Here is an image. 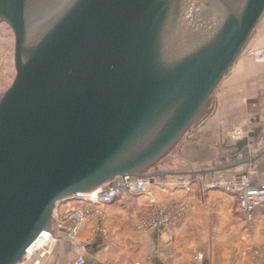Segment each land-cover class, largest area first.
Masks as SVG:
<instances>
[{
  "label": "water",
  "instance_id": "95a60500",
  "mask_svg": "<svg viewBox=\"0 0 264 264\" xmlns=\"http://www.w3.org/2000/svg\"><path fill=\"white\" fill-rule=\"evenodd\" d=\"M263 13L264 0H0L13 62L0 91V264H20L76 193L118 177L203 179L264 153L152 171L210 113Z\"/></svg>",
  "mask_w": 264,
  "mask_h": 264
},
{
  "label": "crops",
  "instance_id": "0c3cea01",
  "mask_svg": "<svg viewBox=\"0 0 264 264\" xmlns=\"http://www.w3.org/2000/svg\"><path fill=\"white\" fill-rule=\"evenodd\" d=\"M234 132H241L242 139H235ZM239 142L243 144L241 151L236 149ZM263 149L264 13L215 90L210 113L187 133L178 153L189 163L207 164L205 168H209L254 156ZM244 167L235 165L225 172L250 170L253 182L264 183V153ZM153 194L161 204H186L184 222L170 236L157 230L143 231L138 228L143 198L129 197L108 204L109 236H94L84 252V264H104L105 258L121 264H249L250 246L258 252V264H264V204L255 210L250 225L237 212L235 198L221 190L201 194L197 188L185 193L157 186ZM90 227L86 223L79 237L90 236ZM251 229L252 237L247 241L245 236ZM106 244L108 251L104 252L102 246ZM74 259L66 240L59 239L42 264H73Z\"/></svg>",
  "mask_w": 264,
  "mask_h": 264
},
{
  "label": "built area",
  "instance_id": "2783aa9c",
  "mask_svg": "<svg viewBox=\"0 0 264 264\" xmlns=\"http://www.w3.org/2000/svg\"><path fill=\"white\" fill-rule=\"evenodd\" d=\"M233 137L242 139L241 132ZM167 179L116 178L114 181L90 192L76 193L69 199L57 204L52 211L49 230L42 231L25 250L20 264H42L52 253L54 244L64 239L75 254L73 264H84V252L93 243L95 235L108 237L106 206L129 197L143 198L140 205L141 216L138 228L143 231H162L167 236L181 225L186 217L187 205L178 202L161 204L153 194V188L168 186L189 193L193 188L204 194L209 190H221L231 195L237 203V212L243 220L251 224L255 210L264 204V183L251 180L250 170L236 172H214L203 175L174 176ZM90 223V236L80 238L81 228ZM170 241H168L169 243ZM104 252L108 245L102 246ZM251 262V263H250ZM258 252L251 254L249 264H258ZM104 264H121L105 258ZM136 264V263H127Z\"/></svg>",
  "mask_w": 264,
  "mask_h": 264
},
{
  "label": "rangeland",
  "instance_id": "374dc122",
  "mask_svg": "<svg viewBox=\"0 0 264 264\" xmlns=\"http://www.w3.org/2000/svg\"><path fill=\"white\" fill-rule=\"evenodd\" d=\"M12 76L13 62L11 54L10 30L5 24H0V91L4 90L8 86L12 79ZM183 140L184 138L180 141L177 147H175L162 161H160L156 166L152 168V171H188L205 168L207 164H192L180 157L178 148ZM165 179H167L168 181L172 180L171 177H165ZM250 225L247 226V224H244V226L247 227H250ZM251 231L252 229L248 232V236H245L247 241L252 237ZM254 248L251 246L248 247L247 255H249V260H251V254L256 251L254 250Z\"/></svg>",
  "mask_w": 264,
  "mask_h": 264
}]
</instances>
